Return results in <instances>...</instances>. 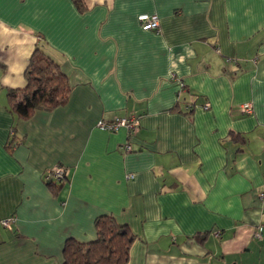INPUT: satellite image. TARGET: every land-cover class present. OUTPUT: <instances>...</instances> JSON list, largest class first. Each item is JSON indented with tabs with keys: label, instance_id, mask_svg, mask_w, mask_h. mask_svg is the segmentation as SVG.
Listing matches in <instances>:
<instances>
[{
	"label": "crops",
	"instance_id": "0c3cea01",
	"mask_svg": "<svg viewBox=\"0 0 264 264\" xmlns=\"http://www.w3.org/2000/svg\"><path fill=\"white\" fill-rule=\"evenodd\" d=\"M36 46L71 89L22 120L6 92ZM104 213L126 264H264V0H0V264H61Z\"/></svg>",
	"mask_w": 264,
	"mask_h": 264
},
{
	"label": "trees",
	"instance_id": "16d2710c",
	"mask_svg": "<svg viewBox=\"0 0 264 264\" xmlns=\"http://www.w3.org/2000/svg\"><path fill=\"white\" fill-rule=\"evenodd\" d=\"M82 10L83 0H73ZM25 85L7 89L9 109L17 118L27 120L36 111H50L65 104L70 83L59 62L50 54L35 47L24 70ZM193 105L188 108L192 111ZM50 181L52 178H45ZM95 238L80 241L67 238L62 247L61 264H126L135 234L126 223L112 214L98 215L94 220ZM199 235V234H198ZM197 235V236H198Z\"/></svg>",
	"mask_w": 264,
	"mask_h": 264
},
{
	"label": "built area",
	"instance_id": "2783aa9c",
	"mask_svg": "<svg viewBox=\"0 0 264 264\" xmlns=\"http://www.w3.org/2000/svg\"><path fill=\"white\" fill-rule=\"evenodd\" d=\"M138 20L144 29H151V30H154L156 32H158L160 30L159 18L157 16V14L142 13V14L138 15ZM178 83H179L180 88L182 89L183 88V82L180 80ZM201 107L208 108L209 103L203 102L201 104ZM240 107H241L242 111L248 112V113L252 112V110H253L252 104H250V102L242 103L240 105ZM137 122H138V120L134 116L129 115V116H125V117H117L112 122H108V123L100 120L98 122V124L102 128H107V129H117L120 126H124V127L128 128L129 132H132L133 129L135 130V126H136ZM126 146H127V149H131V146L129 143H127ZM66 175H67L66 167L56 165L49 172L46 173L45 178H47V179L48 178L61 179L63 177H66ZM132 176L133 175L131 173L126 175L127 178H131ZM13 220H14V216H8V217L0 219V223L4 226L9 227ZM257 236L261 237L260 234H257Z\"/></svg>",
	"mask_w": 264,
	"mask_h": 264
}]
</instances>
